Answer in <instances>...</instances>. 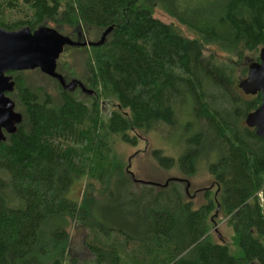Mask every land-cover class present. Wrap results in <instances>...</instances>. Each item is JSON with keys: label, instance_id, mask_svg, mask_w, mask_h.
Listing matches in <instances>:
<instances>
[{"label": "trees", "instance_id": "16d2710c", "mask_svg": "<svg viewBox=\"0 0 264 264\" xmlns=\"http://www.w3.org/2000/svg\"><path fill=\"white\" fill-rule=\"evenodd\" d=\"M157 7L196 38L155 18ZM47 24L111 29L100 47L65 50L91 51L88 94L106 92L117 110L104 123L97 96L84 103L57 82L58 102L40 99L26 72L8 74L22 123L0 143V264H264V140L245 125L261 95L238 94L231 69L204 53L214 45L238 63L258 62L264 0H0L4 31ZM179 132L176 157L150 156L187 178L203 168L217 193L198 206L183 181L144 183L110 160L112 138L135 148L140 136L167 143ZM214 212L232 247L212 236ZM73 230L90 260L71 254Z\"/></svg>", "mask_w": 264, "mask_h": 264}, {"label": "rangeland", "instance_id": "374dc122", "mask_svg": "<svg viewBox=\"0 0 264 264\" xmlns=\"http://www.w3.org/2000/svg\"><path fill=\"white\" fill-rule=\"evenodd\" d=\"M154 17L164 22L165 24H172L175 26L177 31L184 37L193 39L196 38L194 34L178 25L176 21L169 17L161 8L157 7L153 11ZM45 28L53 29L60 35L71 39L74 42H91L96 43L100 40L102 33L94 29H80L68 28L65 26L57 27L52 24H47ZM206 57H213L218 63L224 64L232 71V77L234 80V88L238 94L246 99L245 94L238 88V85L246 78L247 70L250 64L253 62L245 60L244 62L238 63L237 59L232 55L222 53L216 46L208 45L204 50ZM253 56V54H248ZM255 56V55H254ZM259 56V52L256 57ZM91 59V51L89 49H69L65 50L60 56L57 66L59 67L56 72L61 75L66 84L73 81L79 83L82 88L74 87L70 90L71 93L75 94L76 97L84 102L89 103L94 96H97L101 117L103 122H107L112 112L117 110L115 100L106 92L99 93L98 95L88 94L90 91L86 84V65ZM255 62V61H254ZM246 71L243 75L242 72ZM27 86L39 94L40 99H43L44 95L49 96L54 102H58L59 87L57 81L46 77L39 71H29L23 74ZM92 97V98H91ZM19 113V110H16ZM180 132L173 134L169 137L167 143L164 142L163 135L152 134L149 136H140L138 145L135 148L127 146L119 141L117 138H112L110 160H117L122 163L123 167L132 174L135 180L144 183H153L163 185L169 180H181L184 182V186L189 185L187 189L188 197L192 199L193 203L198 206L204 203V195L208 192L212 197L216 195L217 188L215 187L214 181L208 174L202 169L197 173L196 176L187 178L180 174L177 169L171 171H164L160 169L156 162L151 158L150 153L154 149H166L169 155L176 157L174 151V145L177 144L181 137ZM166 139V138H165ZM90 182L88 177H82L75 179L66 194V197L74 202H79L81 199L82 192ZM98 187V185H96ZM214 225L211 226V234L217 240L221 239L223 243L228 244L232 247V236L233 232L227 225L226 218L223 217L221 212H214ZM83 233L78 230L71 232L70 252L72 255L77 256L80 261L90 260L91 257L84 252L82 247Z\"/></svg>", "mask_w": 264, "mask_h": 264}, {"label": "water", "instance_id": "95a60500", "mask_svg": "<svg viewBox=\"0 0 264 264\" xmlns=\"http://www.w3.org/2000/svg\"><path fill=\"white\" fill-rule=\"evenodd\" d=\"M110 31L108 29L102 33L96 43H79L45 27L34 32L29 29L7 32L0 28V143L5 142L6 135L15 134L22 123V115L16 112L15 103L7 96L15 88L14 81L8 74L38 70L56 80L63 90H71L76 83L66 84L56 72L57 62L65 48L100 47ZM78 86L82 88L80 84ZM238 88L246 96L261 95L260 106L246 117L245 125L255 129L256 136L264 140V48L259 51L258 62L249 65L247 76ZM188 188L187 184L186 190Z\"/></svg>", "mask_w": 264, "mask_h": 264}, {"label": "flooded vegetation", "instance_id": "af4514ba", "mask_svg": "<svg viewBox=\"0 0 264 264\" xmlns=\"http://www.w3.org/2000/svg\"><path fill=\"white\" fill-rule=\"evenodd\" d=\"M73 82H75V81H73ZM71 83H72V82H71ZM75 83H76V82H75ZM78 84H79V83H76V84H75V87H79ZM79 88H80V87H79ZM246 97H250V98H251V97H253V96H246ZM249 129H252V128H249ZM253 130H255V129H253Z\"/></svg>", "mask_w": 264, "mask_h": 264}]
</instances>
